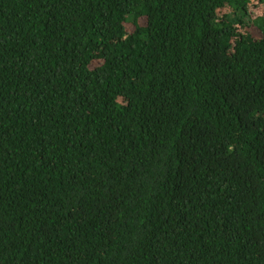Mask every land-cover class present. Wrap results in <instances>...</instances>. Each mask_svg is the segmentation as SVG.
<instances>
[{"label": "trees", "instance_id": "16d2710c", "mask_svg": "<svg viewBox=\"0 0 264 264\" xmlns=\"http://www.w3.org/2000/svg\"><path fill=\"white\" fill-rule=\"evenodd\" d=\"M0 264H264V0H0Z\"/></svg>", "mask_w": 264, "mask_h": 264}]
</instances>
